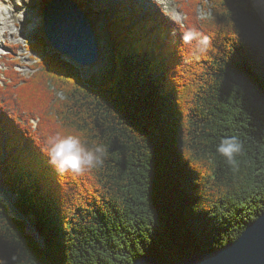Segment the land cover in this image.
Listing matches in <instances>:
<instances>
[{
    "label": "trees",
    "instance_id": "16d2710c",
    "mask_svg": "<svg viewBox=\"0 0 264 264\" xmlns=\"http://www.w3.org/2000/svg\"><path fill=\"white\" fill-rule=\"evenodd\" d=\"M175 1L181 21L133 4L108 13L99 81L43 37L26 47L29 76L18 43L0 59V173L46 244L0 200V264L173 261L233 241L264 210V20L253 0ZM190 30L204 51L184 43ZM55 134L104 146L103 165L57 171L43 150ZM225 136L241 142L235 164L216 152Z\"/></svg>",
    "mask_w": 264,
    "mask_h": 264
},
{
    "label": "water",
    "instance_id": "95a60500",
    "mask_svg": "<svg viewBox=\"0 0 264 264\" xmlns=\"http://www.w3.org/2000/svg\"><path fill=\"white\" fill-rule=\"evenodd\" d=\"M41 14L43 38L50 44L53 52H57L81 67L93 65L97 61L100 46L95 29L87 13L79 7L75 0H49L45 3ZM4 185L0 173V190L6 193L10 200L7 205L0 195L1 202L8 210L9 207L19 210L14 205L15 198H11L15 194L9 192L8 186L4 187ZM8 213L22 220L25 233L29 234L45 250V241L37 228L27 220L28 215L21 212L18 213L19 216L9 211ZM131 264H264V210L256 219L248 222L237 238L223 244L218 249L208 250L199 246L193 254L173 261H163L146 253L135 258Z\"/></svg>",
    "mask_w": 264,
    "mask_h": 264
},
{
    "label": "rangeland",
    "instance_id": "374dc122",
    "mask_svg": "<svg viewBox=\"0 0 264 264\" xmlns=\"http://www.w3.org/2000/svg\"><path fill=\"white\" fill-rule=\"evenodd\" d=\"M47 1L49 0H46L45 3ZM75 1L83 10L86 11V13H88L90 18H95V19L100 18L101 19L99 21L101 30L100 32L98 31V35H96L98 44L100 46V52H99L100 59H99L98 65L93 64L90 66L81 67V66H78L77 64H74V63L73 64L78 68L79 73L82 75L84 80L88 82L99 81L101 79L103 70L105 68H108V66L110 65V62H111L110 58L112 56V50H113V45H112L113 41H112V38L106 26L107 15L108 13L112 14L114 9L118 7V3L121 2L122 0H117V3H116L117 7L115 5L116 8L113 6L115 2L111 6L110 5L104 6L100 4L99 2H96L95 0H82V1L75 0ZM132 2L136 4L139 3L140 5L139 4L138 5L142 9L151 8L153 11H156L157 13H162L164 17H166V19L175 20V21L182 20V14L178 8V3L175 0H133ZM253 4L255 5V7L257 8V10L259 11V13L261 14L264 20V6L263 7L256 6L254 1H253ZM23 8L26 9L27 11L29 10L30 8L29 0H26V6H24ZM23 8L20 7V10L23 11ZM197 12H198L199 17H204V16L209 15V12L206 13L201 6L198 7ZM8 15H11V13H9L7 10H4L2 16L6 18L7 23L10 25L9 28L14 30L15 33L11 34L9 31H7L1 37L2 42L0 41V53H3L4 51H5L4 53H6L7 50H9L8 49L9 46H12L14 43H18L19 48L16 51L17 53L14 55L11 50V53H8V55H14V57L19 59V62L21 63V65L17 66V69L21 73H23L24 76H29V74L33 71L29 68V66L35 61V58L37 57V55L29 53L26 47L30 42H33L34 40L41 38L42 36L38 34H31L30 33L31 31L27 30L26 27H28L29 25V22H28L29 18H27L26 20L27 22H25V24L23 23L21 25L15 26L13 23L14 19H12L11 16H8ZM1 26H0V29H3V26L2 27ZM17 31L19 33L22 32V34H25V35H21V33L19 34L17 33ZM96 34H97V31H96ZM47 49L50 51H53L52 47L48 43H47ZM2 62H0L1 65H3ZM4 187H6V185H4ZM8 191L11 192L9 189ZM13 197L15 198L14 195H12L11 198L13 199ZM9 202L10 200L8 198V202H7L8 205H9ZM17 209L19 210L9 207L8 211L12 213L13 215L19 216L18 213L21 212L20 210L22 209L21 208H17ZM31 218H33V215L29 214L30 221H31Z\"/></svg>",
    "mask_w": 264,
    "mask_h": 264
},
{
    "label": "clouds",
    "instance_id": "9594fccd",
    "mask_svg": "<svg viewBox=\"0 0 264 264\" xmlns=\"http://www.w3.org/2000/svg\"><path fill=\"white\" fill-rule=\"evenodd\" d=\"M185 44L195 42L193 53L204 51L208 44L206 36L201 37L194 31L182 34ZM242 145L236 136H225L216 146V152L225 158L229 164H235V156L241 152ZM43 150L54 168L61 172L82 174L94 167L102 166L107 149L99 143L88 145L75 134H55L46 139Z\"/></svg>",
    "mask_w": 264,
    "mask_h": 264
},
{
    "label": "bare ground",
    "instance_id": "6f19581e",
    "mask_svg": "<svg viewBox=\"0 0 264 264\" xmlns=\"http://www.w3.org/2000/svg\"><path fill=\"white\" fill-rule=\"evenodd\" d=\"M45 1L46 0H29L30 8L27 11L26 9L23 8L24 6H26V0H0V24L3 26V29H0V41L2 40L1 37L7 31H9L11 34L15 33L14 30L9 28L10 25L7 23L6 18H4V16H2L4 10H7L9 13H11V15H8V16H11V18L14 19L13 23H14L15 26L21 25L23 23L25 24V22H27L26 21L27 18H29L28 19L29 25H28V27H26L27 30H30L31 34H38V35L44 37V33H43V17H42L41 13H42L43 7L45 5ZM95 1L99 2L100 4H102L104 6H109V5L111 6L115 2L114 5H113L114 7H115V5L117 3V0L116 1L115 0H95ZM253 1L256 4V6H260V7L264 6V0H253ZM20 7L23 8V11L20 10ZM83 11L86 13L85 10H83ZM87 15H88V13H87ZM88 17L90 18L89 15H88ZM100 20H101L100 18H97V19L90 18V21H91V24L93 26V29H95V33L97 31L96 35H98V31L100 32V30H101L100 25H99V23H100L99 21ZM17 33H19V32L17 31ZM20 33H21V35H25V34H22V32H20ZM99 59H100V57L98 56V59H97V61L94 64L98 65ZM0 195L2 197V200L3 201L5 200L4 201L5 204H7L8 196H6V193H4V192H2L0 190ZM27 220L29 222H31V225L33 227H35L34 223L32 222V220H33L32 218H31V221H30L29 218H27ZM29 232L32 233L31 230H29Z\"/></svg>",
    "mask_w": 264,
    "mask_h": 264
}]
</instances>
